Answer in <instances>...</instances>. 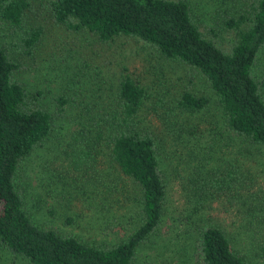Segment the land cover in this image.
Masks as SVG:
<instances>
[{
    "label": "trees",
    "instance_id": "16d2710c",
    "mask_svg": "<svg viewBox=\"0 0 264 264\" xmlns=\"http://www.w3.org/2000/svg\"><path fill=\"white\" fill-rule=\"evenodd\" d=\"M41 11L75 38L90 36L104 46L128 39L147 46L195 70L212 94H198L188 86L180 90L168 80L158 82L165 90L154 93L156 80L132 74L120 62L124 72L116 82L104 74L90 88L91 76L84 83L85 75L78 76L72 68L69 95L56 98L52 113L43 90H31L22 78L27 66L15 55L16 48L27 57L37 56L46 33V25L35 19ZM263 49L264 0H0V251L5 263L135 264L140 246L158 232L172 181L183 169V175L199 185L195 196L202 211L220 206L230 215L236 208L233 220L242 219L235 234L229 223L212 219V213L203 215L206 223L195 228L199 263L252 264L235 248L234 239L256 230L262 234L264 253V178L250 168L240 176L234 159L221 164L214 152L225 137L264 150V77L255 73ZM83 88L85 94L93 92L95 100L72 96ZM212 100L219 105L218 117L207 114ZM63 115L73 126L65 151L67 173L63 169L53 174L49 161L43 163L44 173L54 181L42 191L22 181L23 169L51 139L56 117ZM170 121L180 141L172 153L167 146L172 137L167 139L169 132L162 128ZM71 178L81 183L85 194L89 187L95 208L97 200L98 206H111L110 212L119 211L116 206L129 208L134 183L142 195L141 223L117 242H90L38 223L28 195L38 206L57 190L52 184L64 185ZM206 198L218 205L204 204ZM75 199L83 204L82 197ZM60 200L66 201L63 191ZM49 212L54 215L51 208ZM124 214H111L122 228L127 225ZM74 220L69 214L65 221Z\"/></svg>",
    "mask_w": 264,
    "mask_h": 264
},
{
    "label": "rangeland",
    "instance_id": "374dc122",
    "mask_svg": "<svg viewBox=\"0 0 264 264\" xmlns=\"http://www.w3.org/2000/svg\"><path fill=\"white\" fill-rule=\"evenodd\" d=\"M35 19L46 25L43 45L37 50V56L35 58L27 57L21 49L20 51L16 48L15 55L21 58L27 66L23 71L22 78L31 90H43L45 93L44 103L52 113L56 111V98L63 95L64 92L65 95H69L67 88L72 86L70 85L72 81L67 78L72 68L78 76L85 75L84 83L87 81V76H91V81L87 85V88H90V85L94 84L95 81L97 82L98 78L104 74L110 80L116 82L120 73L124 72L119 65L120 62L130 67L132 74L135 72L137 75L147 78L149 82L156 80V84L152 88L154 93H159L158 89L164 91L165 86L160 87L161 83L158 82L168 80L169 83H175V86H178L180 90L181 87L188 86L190 90L198 94H212L207 82L199 74H195V70L177 62L166 60L147 46L135 42L131 43L128 39H121L113 46H104L90 36L88 38H84V36L75 38L70 33H63L61 29L52 24L51 18L45 12L41 11V16ZM10 41L11 39H9V43ZM71 54H74V57H71ZM85 62L88 64L85 65ZM135 66L138 68L136 69ZM128 72L129 70H127ZM255 73L259 78L264 77V49L257 59ZM85 93L83 88L81 92H77L75 96H72L81 101L95 100L93 92ZM71 106V104L67 105L70 113H72ZM207 114L211 118L213 116L218 117L221 114L219 105L215 100H212ZM66 117H69L68 113ZM63 118L64 115L56 117L55 132L52 134L51 139L34 152L27 166L23 169L22 181L25 183L31 182L32 187L39 185L42 191L46 183H53L54 181V178H50L44 173L43 163L49 161L47 165L53 174H59V170L62 173L63 169L64 174L67 173L65 151L71 136L70 129L73 126ZM170 123L171 121L168 122L170 130L168 127L166 128V124L162 128L170 133L167 134V139L172 137L168 140L167 145L172 153L174 152L172 149L180 141L177 133L173 131L176 126ZM210 138L211 136H208L204 141L206 146L208 144L206 141ZM223 140L225 142L216 147L214 153L219 157H216L215 160L220 159L222 164L228 163L229 159H234L236 162L234 168L240 171V176L243 175L241 172L246 173L247 169L250 168L264 178V150L260 151L257 147H249L240 139L225 137ZM39 163L43 164V167H39ZM176 177L178 178H172L165 218L158 232L140 246L135 264H200L196 252L194 255L197 235L195 228L206 223L203 215L212 213V219H217L223 224L225 222V224L229 223L233 226L232 230L235 234H239L238 231L241 230L242 219L233 220V216L237 214L235 212L236 208L233 212H230V215L227 212L220 211L218 209L221 208L220 206L213 211H206V209L202 211L204 206L202 207V204L198 205V196H195L199 186L198 183L192 181L185 174L183 175V169L181 175ZM80 184L75 182L74 178L68 179L64 185L62 182L52 184L53 186L58 185L57 190L51 196H44V202H37L38 206L30 203V196L28 195V205L34 211L36 221L43 226L56 227L65 233H73L90 242H117L141 223L138 216H141V203L139 200L142 195L140 189L134 183H130L129 208L125 207L120 210L116 206L119 211L112 209L111 212V206H98L97 200V202L95 201V208L92 205L94 196L89 193V187H87V193L85 194ZM67 190L71 192L72 204L68 200L70 197L66 193ZM62 191L66 201L60 200ZM182 194L187 196L179 201L178 198ZM262 195H264V192H262ZM76 196L82 197L81 202L83 204L81 206H79V201L75 199ZM203 203L207 205L213 203V207L218 205L216 201L208 198L204 199ZM50 208L51 211H54V215L49 212ZM205 208L207 207L205 206ZM196 210L197 212H195ZM122 212H126L124 214L126 215V222L121 221L127 224L126 226L124 224L125 228L120 227L123 223H117L111 215H114V213L119 215ZM69 214L70 217L75 219L72 223L65 221ZM234 221L239 222H236L235 225L232 224ZM261 235L255 230L249 236L248 234H241L238 235V239H234L235 248L246 256L252 264H264V253H261L262 248L260 247V243L263 241L260 240ZM6 259L7 257L0 251V264H14L12 260H9L10 263H5V261H8Z\"/></svg>",
    "mask_w": 264,
    "mask_h": 264
}]
</instances>
